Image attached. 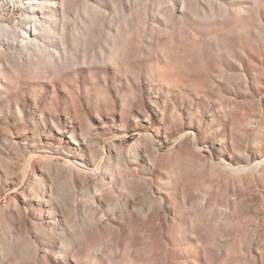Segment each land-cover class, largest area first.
<instances>
[{
  "label": "rangeland",
  "instance_id": "1",
  "mask_svg": "<svg viewBox=\"0 0 264 264\" xmlns=\"http://www.w3.org/2000/svg\"><path fill=\"white\" fill-rule=\"evenodd\" d=\"M26 1L0 6V264H264V0Z\"/></svg>",
  "mask_w": 264,
  "mask_h": 264
},
{
  "label": "bare ground",
  "instance_id": "2",
  "mask_svg": "<svg viewBox=\"0 0 264 264\" xmlns=\"http://www.w3.org/2000/svg\"><path fill=\"white\" fill-rule=\"evenodd\" d=\"M26 0H0V6L3 7V9H9V8H14L16 10H19L21 8H25V7H29L30 10L28 11L27 13V17H32V18H35L36 17V6H34L33 2H30L28 1L27 3ZM36 4H39V3H36ZM23 16V15H22ZM22 16H17V21H22ZM3 18L0 17V25L4 24V22H2ZM32 21V24L29 25V27L26 29V31L24 29L22 30H18L16 29V27H14L12 29V32L14 34V36L11 38V41L8 42V45L7 47L10 48V50L13 52V53H19L20 50H24L30 43H32V41L30 40V35L29 33H31L33 31V33H36V30H37V25L39 24L40 25V29L42 31H44L43 27H46L45 23L41 22V21H38V20H31ZM54 27L55 26V20H52L49 22V28L51 27ZM1 27V26H0ZM66 31H67V28L66 26L64 25L62 28H61V40H62V43H64L66 41ZM23 60L26 59V58H22ZM22 59L20 61H22ZM99 171L98 170L96 172V175H99Z\"/></svg>",
  "mask_w": 264,
  "mask_h": 264
}]
</instances>
